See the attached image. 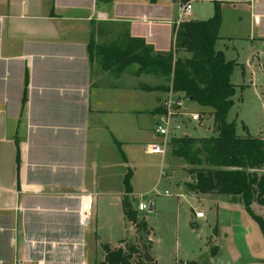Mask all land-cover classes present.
I'll return each mask as SVG.
<instances>
[{
    "label": "crops",
    "instance_id": "0c3cea01",
    "mask_svg": "<svg viewBox=\"0 0 264 264\" xmlns=\"http://www.w3.org/2000/svg\"><path fill=\"white\" fill-rule=\"evenodd\" d=\"M178 3L0 0V264H89L95 239L126 243L110 240L118 231L110 204L121 168H130L126 150L144 145L148 133L141 109L130 105L135 86L122 84L97 54L91 58L88 44L129 36L150 46L157 34L162 44L174 37ZM243 4L248 30L241 38L264 75V0ZM127 195H137L132 184ZM98 198L112 203L92 212Z\"/></svg>",
    "mask_w": 264,
    "mask_h": 264
},
{
    "label": "rangeland",
    "instance_id": "374dc122",
    "mask_svg": "<svg viewBox=\"0 0 264 264\" xmlns=\"http://www.w3.org/2000/svg\"><path fill=\"white\" fill-rule=\"evenodd\" d=\"M158 1L168 5L171 3V0ZM243 1L189 0L191 10L182 19H208L213 16L217 5L221 18V38L216 42L215 48L222 51L228 61L239 63L234 66L230 76V81L235 85V93L226 120L235 123L238 136L264 139V75L259 67L249 63L250 49L241 38L248 30ZM180 7V3L175 4L177 19ZM157 35L156 42L149 44L154 53H171L173 59L190 56L178 48L174 37L159 44ZM136 68L133 64L119 73L122 84L135 86L136 94L131 96L130 105L141 109L138 113L142 116L138 119L142 126H146L148 133L143 135L148 139L144 145L139 144L126 150L128 166L132 172L130 184L137 194L132 200H128L136 210L137 218L144 217L148 233H137L122 218V204L118 194L124 190L123 173L126 168H121L117 185L119 193L114 191V205L110 204L115 217L118 214V231L114 229L111 232L113 239L110 240H114L111 242L124 238L126 247L135 246L139 253L146 245L149 255L155 258L154 264H264V237L258 224L246 212L242 199L218 192L197 193L186 186V183L194 182L198 170L210 167L205 162L209 146L203 140L216 133L212 130L209 112H201V107L195 102L184 98L186 102L183 111L199 113V121L190 122L188 115L182 116L186 119L179 128L180 132L177 137L165 142L164 154L153 155L145 151L146 144L160 141L152 132L154 114L151 111L167 98L169 92L147 91L146 87L165 86L170 81L166 77L152 74L137 76ZM187 138L194 141L189 146L177 141ZM189 161L195 162L191 164ZM257 173L264 175V170ZM139 201L146 203L145 210H137ZM97 203L98 207L100 205L106 208V203L112 202L98 198V202L94 201L91 207L92 212L97 210ZM253 210L264 217V207L253 205ZM195 211H202L205 218L196 221ZM104 212L103 210V214ZM102 245L95 239L89 264H97L103 259ZM132 261L133 264H140V255L134 256Z\"/></svg>",
    "mask_w": 264,
    "mask_h": 264
},
{
    "label": "trees",
    "instance_id": "16d2710c",
    "mask_svg": "<svg viewBox=\"0 0 264 264\" xmlns=\"http://www.w3.org/2000/svg\"><path fill=\"white\" fill-rule=\"evenodd\" d=\"M189 0H179L181 5ZM220 14L215 5L212 17L205 20H186L173 29L174 42L180 50L190 56L175 57L171 53H154L151 46L139 38L124 37L108 45L88 44L89 56L95 53L101 58L102 66L120 73L133 64L137 66L136 75H157L166 77L169 85L146 87L147 91H172L183 98H191L201 107V112H209L212 117V130L215 136L204 139L209 151L205 160L210 166L196 172L193 183L187 188L197 193H223L239 196L248 215L258 224L264 237V217L255 213L253 205L264 207V140L261 137L236 134L234 122L226 120L233 105L235 85L230 81L236 63L225 60L221 51L216 50L219 40ZM26 82V81H25ZM26 85V83H25ZM25 101V91L22 97ZM160 107L152 110L159 112ZM179 143L189 146L193 139H178ZM189 144V145H188ZM124 159V154H122ZM19 162V148L16 144V163ZM194 164L195 161H189ZM131 170L128 168L123 177L124 195L121 198L124 217L137 233H148L144 217L137 218L128 200L131 192ZM118 245L111 247L103 244V259L97 264H133V257L140 255V264L145 262L142 252L135 246ZM126 247V248H125ZM189 264H196L191 262Z\"/></svg>",
    "mask_w": 264,
    "mask_h": 264
},
{
    "label": "built area",
    "instance_id": "2783aa9c",
    "mask_svg": "<svg viewBox=\"0 0 264 264\" xmlns=\"http://www.w3.org/2000/svg\"><path fill=\"white\" fill-rule=\"evenodd\" d=\"M191 10V2H187L180 7V14L176 20V26L183 22L182 16L188 14ZM185 99L173 93L168 92L167 98L159 103L160 111L154 114L153 135L160 141L150 142L146 144L145 151L153 155H162L165 152V142L167 143L171 138L177 137L180 132V126L183 124V120L186 119L185 115H188L190 122H198L200 115L197 112L187 113L183 111ZM89 202L90 196L81 199V221L83 223L89 220ZM147 208L146 203L139 201L137 204V210L143 211ZM194 217L196 219H203L204 214L202 211H195Z\"/></svg>",
    "mask_w": 264,
    "mask_h": 264
},
{
    "label": "water",
    "instance_id": "95a60500",
    "mask_svg": "<svg viewBox=\"0 0 264 264\" xmlns=\"http://www.w3.org/2000/svg\"><path fill=\"white\" fill-rule=\"evenodd\" d=\"M188 101H192L191 98H188ZM142 256H143V259L145 262H148V263H151L153 262V257H151L147 251V247L146 245L143 246V249H142Z\"/></svg>",
    "mask_w": 264,
    "mask_h": 264
}]
</instances>
